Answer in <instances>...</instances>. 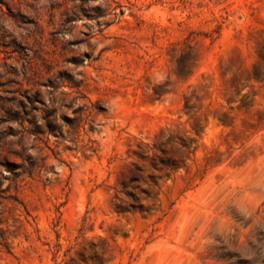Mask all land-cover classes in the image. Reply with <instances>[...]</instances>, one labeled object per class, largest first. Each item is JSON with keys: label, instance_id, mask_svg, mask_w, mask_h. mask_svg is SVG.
<instances>
[{"label": "rangeland", "instance_id": "1", "mask_svg": "<svg viewBox=\"0 0 264 264\" xmlns=\"http://www.w3.org/2000/svg\"><path fill=\"white\" fill-rule=\"evenodd\" d=\"M0 5V264H264V0Z\"/></svg>", "mask_w": 264, "mask_h": 264}, {"label": "trees", "instance_id": "2", "mask_svg": "<svg viewBox=\"0 0 264 264\" xmlns=\"http://www.w3.org/2000/svg\"><path fill=\"white\" fill-rule=\"evenodd\" d=\"M2 4H4L6 6L8 12H12L6 3H2ZM0 12L4 13L1 5H0ZM27 115H28L27 107L23 106L21 111H16V110L15 111H9L8 110L4 120L8 121V122H17L21 126L22 130L26 131V126H25L24 122L27 120ZM36 128L40 129L39 126H36Z\"/></svg>", "mask_w": 264, "mask_h": 264}]
</instances>
